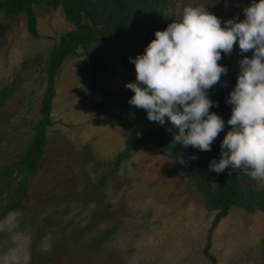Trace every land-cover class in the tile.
Masks as SVG:
<instances>
[{
	"label": "rangeland",
	"instance_id": "1",
	"mask_svg": "<svg viewBox=\"0 0 264 264\" xmlns=\"http://www.w3.org/2000/svg\"><path fill=\"white\" fill-rule=\"evenodd\" d=\"M251 3L165 0L162 30L189 5L207 8L223 25L244 19ZM34 13L36 36L25 11L0 8V264H264L262 211L235 206L213 228L220 212L214 183L204 194L179 159L146 141L151 124L121 113L114 120L91 95L97 84L132 92L126 87L136 80L130 57L142 45L125 50L107 74L87 56L94 42L65 56L41 158L35 170L16 168L5 176L43 120L54 49L77 29L62 4L35 3ZM83 16L94 26L90 10ZM108 17L98 19L101 28ZM244 55L252 51L241 54L235 45L222 87L237 82ZM242 177L247 189L264 190V180L249 171Z\"/></svg>",
	"mask_w": 264,
	"mask_h": 264
},
{
	"label": "clouds",
	"instance_id": "2",
	"mask_svg": "<svg viewBox=\"0 0 264 264\" xmlns=\"http://www.w3.org/2000/svg\"><path fill=\"white\" fill-rule=\"evenodd\" d=\"M239 16L221 22L216 14L200 6H186L179 20H173L144 51L130 62L136 80L126 87L134 95L128 103L147 112L149 121L178 128L174 140L200 152L211 151L227 127L220 144V158L209 162L217 174L247 170L252 178L264 180V0H252ZM238 44L243 56L233 90L227 97L230 118L211 109L219 102L209 90L228 74L219 63ZM226 83V82H225ZM193 158H196L195 156Z\"/></svg>",
	"mask_w": 264,
	"mask_h": 264
},
{
	"label": "trees",
	"instance_id": "3",
	"mask_svg": "<svg viewBox=\"0 0 264 264\" xmlns=\"http://www.w3.org/2000/svg\"><path fill=\"white\" fill-rule=\"evenodd\" d=\"M42 2L56 6L62 4L67 15L77 24V29L65 35L63 44L54 49V58L48 69L49 85L43 100V120L32 146L19 163L12 165L5 172V176L12 175L16 168L35 170L47 141V126L52 123L57 71L65 56L77 54V48L80 45L94 42L96 46L87 52V56L97 72L110 73L112 64L123 62L122 54L132 45L139 44L146 48L155 38V31L162 30L165 19V0H4V2L0 0V8L5 7L11 14L25 11L29 17L30 31L36 36L38 33L34 4ZM88 10L94 15V26H91L87 20L84 22L83 13ZM106 14L109 15L108 23L101 28L98 25V19ZM219 63L227 65L229 69L228 74L221 78L224 79L230 74L229 55H224ZM235 84L233 82L226 88L218 84L208 93L212 100L219 102V107H214L211 111L221 115L225 122L232 112V106L226 102L227 97ZM90 91L94 98L102 102L101 112L114 120H117L118 113H121L151 124L153 131L150 132L146 141L156 142L164 153L168 152L167 154L171 157L179 159L204 194L208 192L207 187L214 183V197L220 212L213 222V228L235 206L248 210H260L264 213V190L247 189L243 186L242 170L232 171L229 175V170L217 174L209 169L210 160L214 157L217 160L220 158V144L230 126L219 134L211 151L200 152L195 148L185 147L182 142L176 143L174 136L178 133V128L174 127L170 121H166L164 125L149 121L145 110L130 105L128 101L134 93L126 88L110 91L97 84L93 85ZM194 156L196 158H193ZM215 264H217L216 261Z\"/></svg>",
	"mask_w": 264,
	"mask_h": 264
}]
</instances>
